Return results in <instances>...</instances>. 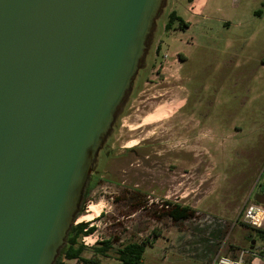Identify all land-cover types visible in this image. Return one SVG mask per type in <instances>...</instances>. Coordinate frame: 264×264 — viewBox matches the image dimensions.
Masks as SVG:
<instances>
[{
  "label": "rangeland",
  "instance_id": "obj_1",
  "mask_svg": "<svg viewBox=\"0 0 264 264\" xmlns=\"http://www.w3.org/2000/svg\"><path fill=\"white\" fill-rule=\"evenodd\" d=\"M204 2L195 14L188 0H167L76 220L114 249L149 239L145 264H211L264 247L242 221L264 179V0ZM174 10L187 28L165 29ZM166 200L196 214L159 217ZM100 258L118 264L114 250Z\"/></svg>",
  "mask_w": 264,
  "mask_h": 264
},
{
  "label": "water",
  "instance_id": "obj_2",
  "mask_svg": "<svg viewBox=\"0 0 264 264\" xmlns=\"http://www.w3.org/2000/svg\"><path fill=\"white\" fill-rule=\"evenodd\" d=\"M166 2L0 0V264L55 263Z\"/></svg>",
  "mask_w": 264,
  "mask_h": 264
},
{
  "label": "trees",
  "instance_id": "obj_3",
  "mask_svg": "<svg viewBox=\"0 0 264 264\" xmlns=\"http://www.w3.org/2000/svg\"><path fill=\"white\" fill-rule=\"evenodd\" d=\"M194 0H188L189 3ZM260 12V11H259ZM179 22V27L187 28L189 22L185 21L175 10L172 11L169 15V20L165 26L166 30L173 28L175 22ZM120 115V112H119ZM118 115V116H119ZM115 126V125H114ZM94 175H92L85 187L83 200L80 206V210L76 216L74 224L72 225L66 243L60 249L59 255L54 264H66L68 260L77 259L84 264H104L101 261L100 256H109V254L114 250L116 252V259L118 264H145L144 263V253L146 250L147 244L151 243L149 239L145 241L138 242H128L123 244L117 249H114L115 240L113 238H107L102 241H98L97 244L91 247L93 256L86 257L84 252L89 248L82 242V238L85 235H89L96 231V226L90 225L89 222H79L76 223L78 217L84 212L87 203V197L93 187ZM263 179V178H262ZM262 179H259L258 182L261 184ZM259 203L264 204V198L257 196ZM163 209L159 214V217H167L174 222L189 219L194 217L196 210L189 205H183L179 203H174L170 200L164 201ZM247 226V224H245ZM250 227V226H248ZM256 233L257 237L264 243V229L252 228ZM155 235H158L154 232ZM253 243V240H250V244Z\"/></svg>",
  "mask_w": 264,
  "mask_h": 264
},
{
  "label": "built area",
  "instance_id": "obj_4",
  "mask_svg": "<svg viewBox=\"0 0 264 264\" xmlns=\"http://www.w3.org/2000/svg\"><path fill=\"white\" fill-rule=\"evenodd\" d=\"M242 221L251 228L264 229V204L248 199L242 213ZM92 235L93 233L82 238V242L88 247L98 242L97 239L89 240ZM211 264H264V247L243 248L236 256L219 255Z\"/></svg>",
  "mask_w": 264,
  "mask_h": 264
},
{
  "label": "crops",
  "instance_id": "obj_5",
  "mask_svg": "<svg viewBox=\"0 0 264 264\" xmlns=\"http://www.w3.org/2000/svg\"><path fill=\"white\" fill-rule=\"evenodd\" d=\"M205 0H194L193 2L189 3L190 9L194 10V13L197 14L198 10H201L204 6ZM190 25V23H189ZM174 62H177L180 65V59H174ZM257 196L264 198V190L262 188V184L259 185V191L256 193Z\"/></svg>",
  "mask_w": 264,
  "mask_h": 264
},
{
  "label": "flooded vegetation",
  "instance_id": "obj_6",
  "mask_svg": "<svg viewBox=\"0 0 264 264\" xmlns=\"http://www.w3.org/2000/svg\"><path fill=\"white\" fill-rule=\"evenodd\" d=\"M128 150L131 151V152H135L136 151V148L135 147L134 148H128ZM261 184H262V187H263L264 179H262Z\"/></svg>",
  "mask_w": 264,
  "mask_h": 264
},
{
  "label": "bare ground",
  "instance_id": "obj_7",
  "mask_svg": "<svg viewBox=\"0 0 264 264\" xmlns=\"http://www.w3.org/2000/svg\"><path fill=\"white\" fill-rule=\"evenodd\" d=\"M92 210H93V209H91V211H92ZM93 211H94V210H93ZM97 215H98V214H95L93 217H95V216H97ZM93 217H92V218H93Z\"/></svg>",
  "mask_w": 264,
  "mask_h": 264
}]
</instances>
